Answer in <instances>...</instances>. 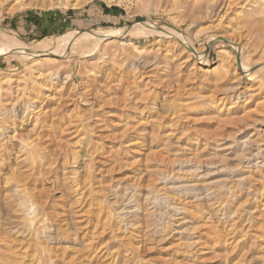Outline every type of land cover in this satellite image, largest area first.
I'll return each mask as SVG.
<instances>
[{
	"label": "rangeland",
	"instance_id": "374dc122",
	"mask_svg": "<svg viewBox=\"0 0 264 264\" xmlns=\"http://www.w3.org/2000/svg\"><path fill=\"white\" fill-rule=\"evenodd\" d=\"M20 1L0 43L158 20L250 67L156 35L0 52V264H264V0Z\"/></svg>",
	"mask_w": 264,
	"mask_h": 264
},
{
	"label": "bare ground",
	"instance_id": "6f19581e",
	"mask_svg": "<svg viewBox=\"0 0 264 264\" xmlns=\"http://www.w3.org/2000/svg\"><path fill=\"white\" fill-rule=\"evenodd\" d=\"M85 1L86 0H50L48 2L49 3L48 6H56V7L57 6L59 7L70 6L72 8H77V7H80ZM20 2L19 4H22ZM255 2L256 0L251 2L250 8L254 7ZM230 3H231V0L227 1L226 5L228 6ZM214 6H215L214 4L206 5L205 10L206 11L210 10V13H211V10L214 9ZM202 8L203 6L201 7L199 5V7L196 8V12L202 13ZM206 15L208 14L206 13ZM126 30L128 31H126L125 36H123L125 32L123 31V29L121 30V29H114V28H97V29H90V30L79 31V32L68 31L58 37H55L54 43H46V44L43 43V44L37 45V47H32L31 45H29L27 42H24L20 38L19 39L15 37L13 38L9 34L6 35V33H3L2 36L6 35V37H4L5 40L2 43H0V52H4L9 56L22 59V60H35L36 58L39 57V58H43L44 62H46L47 64H52L54 62H57L60 58H65L66 56L73 54L75 52L74 51L75 45L85 42V41L92 40V42H94L98 46V44L106 40L116 39V38H125V37H128V35H132V36L133 35L134 36L156 35L160 37H166V38L168 37V38H173L177 40L185 49H187V51L189 52V55H192L193 58L195 60H198L200 64H203L205 63V61H207V55L205 53V50L210 48V45L213 41L216 40L223 44H229L233 46V48L237 51V63L236 62L235 63L237 64V69H239V72L244 73L247 70H249V67H250L248 64H246V62L241 56V51H242L241 44L238 41L233 42L232 39L230 40L229 37L226 38V36L215 37L213 35H209L208 37H205L202 39V45L200 48H198L194 46L193 43L187 37L182 35L177 29L170 28L165 23H162L158 20H151L143 24H135L127 28ZM260 64H261V67L264 68V60L261 61ZM54 73L50 71L46 72L45 76L47 77V80L51 81L52 77L56 78L57 76ZM65 77H68V76H65ZM6 82L9 83V79L6 80Z\"/></svg>",
	"mask_w": 264,
	"mask_h": 264
},
{
	"label": "crops",
	"instance_id": "0c3cea01",
	"mask_svg": "<svg viewBox=\"0 0 264 264\" xmlns=\"http://www.w3.org/2000/svg\"><path fill=\"white\" fill-rule=\"evenodd\" d=\"M31 15V14H30Z\"/></svg>",
	"mask_w": 264,
	"mask_h": 264
}]
</instances>
